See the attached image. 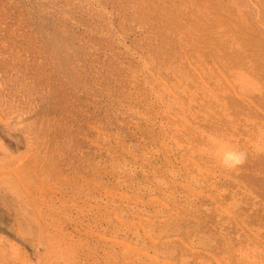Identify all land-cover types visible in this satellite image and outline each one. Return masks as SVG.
<instances>
[{"label": "rangeland", "instance_id": "1", "mask_svg": "<svg viewBox=\"0 0 264 264\" xmlns=\"http://www.w3.org/2000/svg\"><path fill=\"white\" fill-rule=\"evenodd\" d=\"M0 107V264H264V0H0Z\"/></svg>", "mask_w": 264, "mask_h": 264}, {"label": "clouds", "instance_id": "2", "mask_svg": "<svg viewBox=\"0 0 264 264\" xmlns=\"http://www.w3.org/2000/svg\"><path fill=\"white\" fill-rule=\"evenodd\" d=\"M217 148L216 158L220 167L228 171L240 169L248 159V153L236 145H223Z\"/></svg>", "mask_w": 264, "mask_h": 264}, {"label": "bare ground", "instance_id": "3", "mask_svg": "<svg viewBox=\"0 0 264 264\" xmlns=\"http://www.w3.org/2000/svg\"><path fill=\"white\" fill-rule=\"evenodd\" d=\"M4 95H5V94H4ZM0 108H1V107H0ZM4 115H6V114H4ZM5 122H8V121L6 120ZM5 122H4V123H5ZM6 126H7V125H6ZM9 131H10V130H9ZM4 135H5V134H4ZM29 135H30V134H29ZM26 136H27V135H26ZM27 138H28V136H27ZM13 140H14V139H13ZM26 142H27V141H26ZM6 144H7V143H6ZM25 144H26V143H25ZM29 145H30V144H29ZM29 145H28V146H29ZM31 146H32V145H31ZM0 148H1V147H0ZM6 156H7V155H6ZM12 156H13V155H12ZM8 157H9V156H8ZM14 158H15V157H14ZM2 160H5V159L2 158ZM9 160H10V159H9ZM11 160H12V159H11ZM14 160H15V159H14ZM6 161H8V160H6ZM3 162H4V161H3ZM18 162H19V161H18ZM1 163H2V162H1ZM6 163H7V162H6ZM8 163H9V162H8ZM10 163H11V161H10ZM19 163H20V162H19ZM2 164H3V163H2ZM5 166H7V164H6ZM16 166H17V165H16ZM10 167H11V166H10ZM26 167H27V166H26ZM1 169H2V168H1ZM6 170H7V169H6ZM27 170H28V169H27ZM6 173H7V172H6ZM18 173H20V172H18ZM10 176H11V175H10ZM14 179H15V178H14ZM28 181H29V180H28ZM30 181H31V180H30ZM25 189H26V188H25ZM25 189H24V190H25ZM27 189H28V188H27ZM29 191H30V190H29ZM10 193H11V192H10ZM25 193H26V192H25ZM31 193H32V192H31ZM16 194H17V193H16ZM16 194H15V195H16ZM17 196H18V195H17ZM25 199H26V198H25ZM12 201H13V200H12ZM12 205H13V204H12ZM20 206H21V205H20ZM26 208H27V207H26ZM30 208H31V207H30ZM24 209H25V208H24ZM13 214H14V213H13ZM23 214H24V211H23ZM30 215H31V214H30ZM30 215H29V216H30ZM14 216H15V215H14ZM32 216H33V215H32ZM17 217H18V216H17ZM28 218L31 219V217H28ZM27 222H28V221H27ZM20 224H21V223H20ZM19 226H20V225H19ZM22 228H23V227H22ZM28 231H29V230H28ZM21 234H22V233H21ZM18 235H19V234H18ZM0 236H1V235H0ZM24 236H25V235H24ZM26 236H27V235H26ZM21 237H22V236H21ZM30 237H31V236H30ZM30 237H29V238H30ZM26 238H27V237H26ZM30 239H31V238H30ZM5 240H6V239H5ZM8 240H9V239H8ZM29 241H31V240H29ZM9 242H10V241H9ZM7 243H8V241H7ZM4 247H6V246H4ZM10 247H11V246H10ZM14 249H15V248H14ZM15 252L17 253V251H15ZM0 253H1V252H0ZM4 253H5V252H4ZM3 256H4V255H3ZM3 256H2V257H3ZM24 256H25V255H24ZM14 258H15V257H14ZM18 258H19V256H18ZM0 259H1V258H0ZM2 259H4V258H2ZM24 263H25V262H24ZM24 263H23V264H24Z\"/></svg>", "mask_w": 264, "mask_h": 264}]
</instances>
